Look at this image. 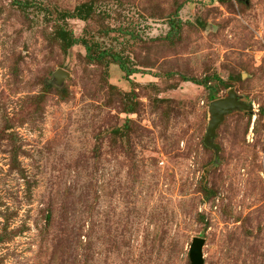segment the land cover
Instances as JSON below:
<instances>
[{"label":"rangeland","instance_id":"rangeland-1","mask_svg":"<svg viewBox=\"0 0 264 264\" xmlns=\"http://www.w3.org/2000/svg\"><path fill=\"white\" fill-rule=\"evenodd\" d=\"M210 88L254 108L219 155ZM194 238L264 264V0H0V264H191Z\"/></svg>","mask_w":264,"mask_h":264},{"label":"water","instance_id":"water-1","mask_svg":"<svg viewBox=\"0 0 264 264\" xmlns=\"http://www.w3.org/2000/svg\"><path fill=\"white\" fill-rule=\"evenodd\" d=\"M246 3L248 0H241ZM59 75L63 76L60 72ZM253 106L244 104L239 98L235 89L228 92V97L223 99L214 100L209 107V124L204 139V144L210 149H215L219 155L220 147L212 143L216 137L217 130L224 122L225 118L235 110L251 111ZM206 240L202 238H194L189 249V259L191 264H205L204 247Z\"/></svg>","mask_w":264,"mask_h":264},{"label":"trees","instance_id":"trees-1","mask_svg":"<svg viewBox=\"0 0 264 264\" xmlns=\"http://www.w3.org/2000/svg\"><path fill=\"white\" fill-rule=\"evenodd\" d=\"M69 17H72V16L69 15ZM79 17H81V19H83L81 15ZM176 27H177V24L175 22H173L172 28L175 29ZM60 38L62 39V43H64V49L66 51L75 45L83 44L86 48V51L88 53V58L90 61H93V62L101 61L102 62V61L109 60L111 64L118 65L120 67V69L122 70V72H124L126 74V77H131L132 75H134L136 73V70L131 69L121 56H119L117 54H111L108 51H102L100 49L95 50L93 48L94 45L89 44V42H87L84 39L75 38L71 32H67V31L62 29L60 32ZM213 79L218 80L219 78H217V77H214L212 79L208 78L209 81H211ZM199 84L206 85V82L205 83H199ZM209 90L211 92L212 99L216 100L215 92H213V90L211 88ZM14 162H17L16 156L14 157Z\"/></svg>","mask_w":264,"mask_h":264},{"label":"flooded vegetation","instance_id":"flooded-vegetation-1","mask_svg":"<svg viewBox=\"0 0 264 264\" xmlns=\"http://www.w3.org/2000/svg\"><path fill=\"white\" fill-rule=\"evenodd\" d=\"M241 1V0H240ZM242 2H245V1H242Z\"/></svg>","mask_w":264,"mask_h":264}]
</instances>
